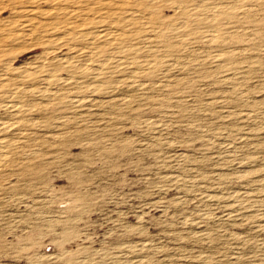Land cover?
I'll use <instances>...</instances> for the list:
<instances>
[{
	"label": "rangeland",
	"instance_id": "1",
	"mask_svg": "<svg viewBox=\"0 0 264 264\" xmlns=\"http://www.w3.org/2000/svg\"><path fill=\"white\" fill-rule=\"evenodd\" d=\"M52 1L0 0V264H264V0Z\"/></svg>",
	"mask_w": 264,
	"mask_h": 264
},
{
	"label": "bare ground",
	"instance_id": "2",
	"mask_svg": "<svg viewBox=\"0 0 264 264\" xmlns=\"http://www.w3.org/2000/svg\"><path fill=\"white\" fill-rule=\"evenodd\" d=\"M4 1V0H3ZM23 1V0H22ZM46 2H48V3H51V2H53L52 0H45ZM66 1V0H65ZM55 2V1H54ZM98 3V2H97ZM101 3V2H100ZM112 3V2H111ZM92 4V3H91ZM107 4V3H106ZM115 4V2L113 3V5ZM0 5L2 6V7H0V15L1 14H3L4 13V11L5 10H8L9 9V11H10V13H17V12H20L19 14L21 15V17L23 16V19H21L20 20V22H19V24H18V28L15 30V31H13V30H10V29H8V27H7V25L5 26V24H3V26L2 25H0V42H5L7 39H13V41L15 40V39H21V40H25L26 39V37L27 36H30L32 33H34L35 31H37L38 30V28H40L41 26L40 25H42L43 26V24H45L46 22L44 21V20H42L41 19V16L43 15V14H46L47 13V8H42V6H40V5H37V4H32V5H28V6H26L25 8L23 7V9H22V6H20L21 7V9L19 10L18 9V7H17V5H15V4H9V3H7L6 2V4L4 5V3L2 4L1 2H0ZM4 5V6H3ZM53 5V4H52ZM145 5V4H144ZM147 5V4H146ZM54 6H56V5H54ZM53 6V7H54ZM200 6V5H199ZM246 6H248V5H246ZM52 7V6H51ZM50 7V8H51ZM160 7V6H159ZM106 8V7H105ZM179 8V7H178ZM247 8V7H246ZM57 9V8H56ZM82 9V8H81ZM109 9H111V8H109ZM119 9V8H118ZM64 10V9H63ZM69 10V9H68ZM114 10H115V8H114ZM117 10V9H116ZM121 10H122V8H121ZM52 11H53V9H52ZM70 11V10H69ZM216 11V10H215ZM214 11V12H215ZM219 11V10H218ZM66 12V11H65ZM68 12V11H67ZM71 12V11H70ZM70 12H68L69 14H70ZM108 12H110L109 10H108ZM6 13V12H5ZM96 13V12H95ZM122 13V12H121ZM143 13V12H142ZM102 14V13H101ZM108 14V13H107ZM117 14V13H116ZM158 14V13H157ZM66 15H68L67 13H66ZM65 15V16H66ZM93 15V14H92ZM95 15V14H94ZM202 15V14H201ZM206 15V14H205ZM210 15V14H209ZM69 16V15H68ZM67 16V17H68ZM90 16V15H89ZM88 16V17H89ZM211 16H214L213 14L211 15ZM210 16V17H211ZM53 17V16H52ZM51 17V18H52ZM77 17H78V15H77ZM79 17H82V16H79ZM116 17V16H115ZM185 17V16H184ZM215 17V16H214ZM214 17H212L213 19H214ZM13 19L14 17H13V15L11 16H8V17H6L5 19H3V18H0V21H2V22H6V21H8L9 19ZM46 18V17H45ZM50 18V17H49ZM49 18H46V19H49ZM50 18V19H51ZM54 18V17H53ZM83 18V17H82ZM110 18V17H109ZM112 18V17H111ZM157 18V17H156ZM160 18V17H159ZM16 19V18H15ZM49 19V20H50ZM74 19H75V17H74ZM98 19H100V17L98 18ZM141 19V18H140ZM213 19H211L210 18V20H213ZM18 20V19H17ZM72 20V19H71ZM79 21V20H78ZM111 21H113V20H111ZM11 22H13V20L11 21ZM14 22H16V21H14ZM18 22V21H17ZM16 22V23H17ZM75 22H77V21H74V23ZM126 22V21H125ZM15 23V24H16ZM57 23V22H56ZM79 23V22H78ZM145 23V22H144ZM185 23V22H184ZM11 24V23H10ZM54 24V23H53ZM70 24V23H69ZM80 24V23H79ZM183 24V23H182ZM48 25V24H47ZM51 25V24H50ZM66 25H68V20H67V22H66ZM184 25V24H183ZM182 25V26H183ZM188 25V24H187ZM45 26V25H44ZM61 26V25H60ZM213 27V26H212ZM46 28V27H45ZM60 28V27H59ZM63 28H64V26H63ZM68 28V27H67ZM138 28V27H137ZM150 28V27H149ZM154 28V27H153ZM209 28V27H208ZM207 28V29H208ZM44 29V28H43ZM62 29V28H61ZM48 30V29H47ZM52 30V29H51ZM176 30V29H175ZM42 31V30H41ZM99 31V30H98ZM173 31V30H172ZM43 32H45V30L43 31ZM42 32V33H43ZM68 32V31H67ZM214 32H216V30L214 31ZM218 32V31H217ZM40 33V32H39ZM95 33V32H94ZM102 34V33H101ZM107 34V33H106ZM74 35V34H73ZM99 35H100V33H99ZM215 35V34H214ZM213 35V36H214ZM95 36V35H94ZM114 36V35H113ZM185 36V35H184ZM216 36V35H215ZM81 37V36H80ZM84 37V36H83ZM82 37V38H83ZM93 37V36H92ZM51 38V37H50ZM53 38V37H52ZM214 38V37H213ZM212 38V39H213ZM91 39V38H90ZM89 39V40H90ZM32 40V39H31ZM110 40V39H109ZM16 41V40H15ZM26 42V41H25ZM179 43H181V42H179ZM2 44H0V46H1ZM11 45V44H10ZM9 45V46H10ZM13 45V44H12ZM79 45V44H78ZM81 46V45H80ZM3 47V46H2ZM8 47V46H7ZM72 47H74V46H72ZM84 47V46H83ZM84 49V48H83ZM95 49H97V48H95ZM46 50V49H45ZM13 51H14V48H13ZM97 51V50H96ZM17 52H18V50H17ZM2 53V52H1ZM129 54V53H128ZM158 56V55H157ZM158 58V57H157ZM86 61V60H85ZM151 61V60H150ZM8 63V62H7ZM73 63V62H72ZM75 63H76V61H75ZM42 64V63H41ZM100 64H102L101 62H100ZM105 64V63H104ZM8 65V64H7ZM82 65V64H81ZM39 66V65H38ZM8 67V66H7ZM21 68V67H20ZM40 68H41V66H40ZM79 68V67H78ZM31 69V68H30ZM84 69V68H83ZM149 69V68H148ZM53 70V69H52ZM27 71V70H26ZM35 71V70H34ZM17 77V76H16ZM48 77V76H47ZM24 78V77H23ZM49 78V77H48ZM71 78V77H70ZM77 79V78H76ZM4 83V82H3ZM92 83V82H91ZM101 83V82H100ZM2 84V83H1ZM81 84V83H80ZM98 85V84H97ZM21 86V85H20ZM101 85L99 84V87H100ZM102 87V86H101ZM103 88V87H102ZM25 89H26V87H25ZM69 91V90H68ZM47 92V91H46ZM49 97V96H48ZM78 98V97H77ZM72 99V98H71ZM11 103V102H10ZM29 103V102H28ZM7 106V105H6ZM30 107V106H29ZM31 108V107H30ZM5 138H7V137H5ZM8 139V138H7ZM11 143H12V141H11ZM1 149V148H0ZM3 149V148H2Z\"/></svg>",
	"mask_w": 264,
	"mask_h": 264
}]
</instances>
